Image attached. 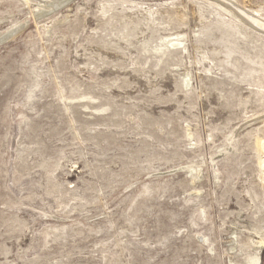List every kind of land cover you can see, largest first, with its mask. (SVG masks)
Wrapping results in <instances>:
<instances>
[{"label": "rangeland", "instance_id": "1", "mask_svg": "<svg viewBox=\"0 0 264 264\" xmlns=\"http://www.w3.org/2000/svg\"><path fill=\"white\" fill-rule=\"evenodd\" d=\"M53 1L16 4L0 264H264V0Z\"/></svg>", "mask_w": 264, "mask_h": 264}, {"label": "water", "instance_id": "2", "mask_svg": "<svg viewBox=\"0 0 264 264\" xmlns=\"http://www.w3.org/2000/svg\"><path fill=\"white\" fill-rule=\"evenodd\" d=\"M17 0H0V112Z\"/></svg>", "mask_w": 264, "mask_h": 264}, {"label": "bare ground", "instance_id": "3", "mask_svg": "<svg viewBox=\"0 0 264 264\" xmlns=\"http://www.w3.org/2000/svg\"><path fill=\"white\" fill-rule=\"evenodd\" d=\"M55 1V0H54ZM53 1V2H54ZM231 2V1H230ZM41 10H42V8H41ZM39 11V10H38ZM37 11V12H38ZM232 12V11H231ZM244 12V11H243ZM40 12H38V14H39ZM42 13V12H41ZM242 13V12H241ZM242 14H244V13H242ZM34 15V14H33ZM245 17H247V19H249L255 26H257L258 28H260V29H262V30H264V24L262 23H259V21H257V20H255L254 18H252V17H250L249 15L247 16V15H244ZM241 18V17H240ZM258 19V18H257ZM247 24V23H246ZM250 26V25H249ZM252 27V26H251ZM14 31V30H13ZM259 245V244H258ZM260 247V246H259ZM263 247H264V243H263ZM248 264H258L257 263V257H253V259H251L250 261H249V263Z\"/></svg>", "mask_w": 264, "mask_h": 264}]
</instances>
